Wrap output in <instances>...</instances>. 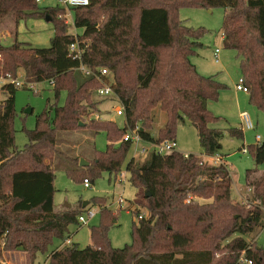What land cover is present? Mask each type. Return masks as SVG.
Instances as JSON below:
<instances>
[{"label": "trees", "instance_id": "16d2710c", "mask_svg": "<svg viewBox=\"0 0 264 264\" xmlns=\"http://www.w3.org/2000/svg\"><path fill=\"white\" fill-rule=\"evenodd\" d=\"M145 1L88 0L72 9L75 28H82L75 35L59 18L65 14L61 5L41 8L34 0H0V28L10 23L13 37L9 45L0 42V73L16 77L21 70L27 82L52 81L54 100L66 93L63 105L48 101L34 128H23L28 141L17 149L13 120L18 87L1 86L0 253L21 250L33 264L56 237L63 245L50 252L47 264H264V247L245 238L264 225V168H258L264 164V139L247 145L254 163L245 171L249 207L231 196L232 176L221 158L218 164H207L193 153L184 157L180 151L152 150L143 160L131 157L125 164L132 144L117 141L135 126L145 142L172 140L185 120L195 127L207 156L220 154L225 130L242 139L241 129L221 128V117L208 109V100L224 85L191 63L204 29L182 23L177 10L182 5L224 9L223 46L236 52L249 102L264 110V0ZM46 17L54 29L47 47L17 40L21 20ZM73 41L87 45L82 63L105 67L112 75L113 91L124 106L122 128L113 120L92 117L98 111L94 96L100 82L76 69L79 62L69 57ZM156 108L160 113H153ZM84 129L93 135L104 132L106 148L94 149L85 167L71 157L73 166L65 173L94 181L100 172L115 175L125 164L130 183L142 193L139 204L148 215L133 221L132 241L120 248L107 237L116 215L99 206L101 197L89 202L99 206L101 219L91 227V243L84 247L65 244V236L85 208H54V165L63 153L57 133Z\"/></svg>", "mask_w": 264, "mask_h": 264}, {"label": "rangeland", "instance_id": "374dc122", "mask_svg": "<svg viewBox=\"0 0 264 264\" xmlns=\"http://www.w3.org/2000/svg\"><path fill=\"white\" fill-rule=\"evenodd\" d=\"M56 0H45L39 4V7L55 6ZM144 4L146 1L144 0ZM179 20L185 25L192 28H203L204 33L199 38L201 45L195 49V52L190 55V61L194 64L196 70L204 76H212L215 80L224 85L220 89L216 98L208 100L207 106L211 113L221 117V128L237 127L243 131V138L238 139L231 137L227 130L224 131L221 140L220 154L223 155L225 161L232 174L231 196L241 202L249 200V191L245 186V171L254 166L252 157L247 151V145L256 143V136H260V140L264 139V110L257 109L249 102L248 93L237 91L235 84L241 76L238 65L239 59L236 57V52L232 49L225 48L221 40L224 9L221 7L207 9L200 6L182 5L177 10ZM0 28V42L9 45L13 42L9 28ZM68 32L75 34L81 33L82 28H75L74 25H69ZM54 34L53 23L45 18H28L21 20L17 28V40L25 42L33 47H47L50 38ZM223 35V34H222ZM216 47L220 49V61L216 62L213 51ZM22 71H18L17 76L21 75ZM0 75H2L0 73ZM3 85L0 80V101L4 95L1 89ZM15 117L13 120L15 147L21 149L27 143L25 129H32L35 126L36 116L43 112L48 101L49 104L54 103L63 105L66 99V93L61 91L58 98L54 100L51 86L45 82H39L29 89L27 86L18 87L15 91ZM99 100L98 111L101 118L113 120L119 128L124 126V117L116 116L111 110V107L116 102L108 99L94 96ZM31 109V112L26 110ZM241 111H247L254 123L253 129H246L243 126L240 116ZM159 112L155 109L153 113ZM163 118V117H162ZM155 127L160 124V120L156 121ZM121 138L117 139L120 141ZM174 139L177 144V150L184 153H193L201 157H205L204 151L200 146L195 127L187 120L178 123ZM116 141V142H117ZM107 140L104 132L92 134L87 129L73 131H59L57 133V146L63 153L55 163L54 181L55 188L53 196V204L56 210L63 208H80L84 209L80 214L85 216L86 209L91 208L95 211L87 224L75 223L68 227V233L65 236L70 242L65 244L76 243L80 247H84L91 243L90 229L100 223V208L105 206L110 209L111 215H116L113 223L109 225L107 237L113 247L120 248L132 241L131 230L133 221H138L136 214L131 210L134 203L140 208V212L144 217L148 213L144 208H141L139 200L142 196L141 191L134 187L130 181L128 172L125 169L126 162L134 157L136 160H143L145 156H137L134 146H131L128 151V156L120 168V171H125L126 181L124 184L117 183L114 180V174H109L107 171L100 172L99 176L94 181H89L90 186L85 187L82 179H72L65 173V169L72 167L71 157H78L88 161L92 157L94 149L103 151L106 148ZM246 149V152L243 150ZM210 158H202L207 164H217L218 156H208ZM212 157V158H211ZM219 158V157H218ZM221 160V159H220ZM259 169L264 168V164L258 166ZM119 194H122L124 203L120 206L115 199ZM94 197H101L99 202L101 205L88 204L83 207L80 202L90 200ZM128 209V210H127ZM139 212V213H140ZM248 241L253 239L258 246L264 247V225L257 229L254 233L246 235ZM63 241L58 238H53L47 251L37 253L33 264H47V256L52 250L60 246ZM2 241L0 239V248ZM0 262L6 264H31L29 255L24 251H2L0 253Z\"/></svg>", "mask_w": 264, "mask_h": 264}, {"label": "built area", "instance_id": "2783aa9c", "mask_svg": "<svg viewBox=\"0 0 264 264\" xmlns=\"http://www.w3.org/2000/svg\"><path fill=\"white\" fill-rule=\"evenodd\" d=\"M34 1L37 4H40L45 0H34ZM87 4H88V0H56V3H55V5H61L64 7L65 14L64 15L59 14V18L63 19L64 23L67 25H74L73 16H72V9L75 7L85 6ZM76 34L77 33H75V35ZM86 47H87L86 44L81 45L77 41H73L69 45V57L72 60H77L79 62V65L76 69L78 70V72H80V74L82 76L92 77V78H95L96 80H98L100 82V86L95 90V95L97 97L108 99L112 102H116L111 107V110L114 112V114L116 116L124 117V106L119 102L118 98L116 97V95L113 91V87H112V81L113 80H112V75L110 74L109 70L105 67H97V68L93 69V68H90L81 62L82 54H83ZM219 51H220L219 47H216L213 51L214 59L216 62L220 61ZM0 80L2 81L3 84L4 83H10V84L14 85L15 87L27 86L29 89H33V86L38 84L37 82H27L23 76L12 77L8 74L7 75H0ZM45 83H47V85H49V86L53 85L52 81H48ZM235 89L237 91H243V92L248 91L246 85L244 84V80H243L242 76H240L238 78V80L235 84ZM240 116H241L244 128H246V129H253L254 128V123L246 111L241 112ZM92 117L96 120L102 119L99 111L93 113ZM139 129H140L139 126H135L133 128L128 127L120 139V141L130 142L132 144V146H134L135 153L139 154L137 156H146L152 150L154 152H156L157 154H164V153H169V152H173V151H178L175 139L166 140V141H163L160 143L145 142L139 134ZM256 141L257 142L260 141L259 135L256 136ZM243 152H246V149H244ZM181 153L184 155V157H187L189 154V153H184V152H181ZM217 160L220 162V158L217 157ZM114 180L117 183L124 184L126 181L125 171L117 172L114 175ZM83 185L86 188L89 187L90 186L89 180L84 179ZM189 200H190V198L186 199L185 201L189 202ZM115 201H116V203H118V205L121 206L124 203V200L122 198V194H119L118 197L115 199ZM241 203L244 204L246 207L250 206V204L247 200H242ZM136 208H138L137 204L134 203V207L131 210L136 209ZM141 208H143V207H141ZM137 211H138L136 213L137 219H141L142 217H144L143 214L140 212L141 211L140 208H138ZM94 215H95V211L91 208H87L85 216H83L82 214L78 215V222H80L81 224H87L88 221L92 217H94ZM241 260H242V258H241Z\"/></svg>", "mask_w": 264, "mask_h": 264}, {"label": "water", "instance_id": "95a60500", "mask_svg": "<svg viewBox=\"0 0 264 264\" xmlns=\"http://www.w3.org/2000/svg\"><path fill=\"white\" fill-rule=\"evenodd\" d=\"M45 19H46L47 21L50 20L49 17H46ZM26 112H31V109L26 110ZM80 125H81V123H80ZM139 131H141V128L139 129ZM87 165H89V162H88V161H86V160L83 159V158H80V159H79V166H80V167H83V166L85 167V166H87ZM148 195H149V193L146 192L145 196H148ZM88 203H89L88 200H84V201L82 202V206L85 207V206L88 205Z\"/></svg>", "mask_w": 264, "mask_h": 264}, {"label": "crops", "instance_id": "0c3cea01", "mask_svg": "<svg viewBox=\"0 0 264 264\" xmlns=\"http://www.w3.org/2000/svg\"><path fill=\"white\" fill-rule=\"evenodd\" d=\"M77 33V32H76ZM221 40H223V35L221 34ZM219 58H220V51H219ZM21 75H22V73H21ZM247 93V92H246ZM241 112H243V111H241ZM240 112V113H241ZM247 112V111H246ZM248 113V112H247ZM249 114V113H248ZM250 116V115H249ZM112 120V119H111ZM215 156H218L219 158H221L222 159V161H223V155L222 154H217V155H215ZM215 156H214V158H215ZM203 159L204 158H210V157H208L207 155L205 156V157H202ZM212 158V157H211ZM225 162V161H224ZM230 171V170H229ZM230 174H231V172H230ZM231 176H232V174H231ZM248 191H249V189H247ZM248 193H250V191L248 192ZM249 196H250V194H249ZM67 242H70V240H66ZM63 245V243L60 245V246H62Z\"/></svg>", "mask_w": 264, "mask_h": 264}]
</instances>
